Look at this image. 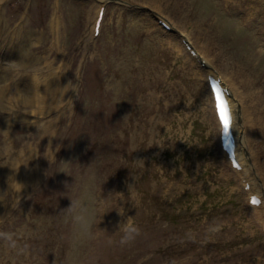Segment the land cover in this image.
Returning <instances> with one entry per match:
<instances>
[{
  "label": "rangeland",
  "instance_id": "1",
  "mask_svg": "<svg viewBox=\"0 0 264 264\" xmlns=\"http://www.w3.org/2000/svg\"><path fill=\"white\" fill-rule=\"evenodd\" d=\"M98 6L96 0H0V75L11 81L15 74L26 95H34L33 106L18 113H10L8 98L18 101L19 94L0 96V196L6 198L0 234L22 233L17 243L25 249L11 250L0 238V264H264V224L219 150L204 73L178 37L191 39L211 70L250 102L253 115L264 114L252 102L264 98V0H111L95 40ZM154 14L171 21L177 34ZM24 44L34 46L29 58ZM61 76L75 85L73 95L36 113L44 83H60ZM33 83L38 88L30 93ZM243 120L236 118L246 137L240 157L264 194V131H245ZM31 136L41 158L38 177L30 176L33 160L13 158ZM89 181L110 202L109 212L73 247L71 209ZM117 204L139 229L123 245L118 229L125 217L111 210Z\"/></svg>",
  "mask_w": 264,
  "mask_h": 264
},
{
  "label": "bare ground",
  "instance_id": "2",
  "mask_svg": "<svg viewBox=\"0 0 264 264\" xmlns=\"http://www.w3.org/2000/svg\"><path fill=\"white\" fill-rule=\"evenodd\" d=\"M98 10H99V8H98ZM98 10H97V13H98ZM97 13H96V16H97ZM94 22H93V25L91 28V32H92L93 27H94ZM16 33H18V32H16ZM29 34L31 35L32 33H29ZM18 36L23 37L22 35H20V33H18ZM33 39L34 38L32 37V43L37 44L36 42L35 43L33 42ZM22 49L25 50L24 56H26L27 58L30 57L31 53H35V52H33L34 46L28 47L26 44H24L22 46ZM34 58L35 57L32 56V59H34ZM43 63H45V62H43ZM44 66H49V64H45ZM61 71L62 70H59V72L57 74L61 75ZM15 73H16V75L19 74L18 72H15ZM25 74L28 75L25 71H23L21 73V75H25ZM11 77L13 79L11 81H8V78L4 74L0 75V96L3 97V95H5L6 91H8V90H13L15 93L19 94V97H17L18 101L9 100L8 95L5 96V98H8V103H9L8 109H9L10 113H12V112L18 113L19 112L18 108L22 109L23 106H25V107H32L33 106L34 95H31L32 97L31 96L28 97L26 95V91H25L24 87L21 85L20 86L17 85V82L14 79L15 74H12ZM62 77L63 76H61V78ZM27 80L29 81V78H24L20 82L24 83ZM52 83H55V84L52 85ZM52 83L49 80H47L44 83L46 93L43 95V101L36 105L37 107L34 110L36 113H43L46 110L48 112H50V110L53 107V104L57 101L61 102L64 95L68 94L70 97H71V95H73V90H74L73 88L75 87V85H72L71 82L68 81V76L67 77L64 76L60 83H59V81H54ZM61 86L63 88H61ZM37 88H38L37 84L35 85V83H33V84H30L28 90L30 93H33L34 90ZM50 88H56V89H61V90L55 91V90H50ZM231 89L233 90V93H234V99L232 98V101H233L234 107L236 108L235 109L236 118H239V120H241V119L243 120V118H244L243 121L245 123V125H244L245 131L248 130V127H249V129H251L255 126L260 131L263 132L264 131V114H258L259 113L258 112V113L253 115V111L249 105L250 102L245 101V97L241 96V94H239L237 92V90H235V88H231ZM15 93H13V94L15 95ZM236 95L239 96L240 99L244 100V106L239 101L235 100V99H237ZM253 97H254V95H251L252 99H253ZM38 98H40L39 95H38ZM257 98L255 101L254 100L252 101L253 104L257 105L260 103V105L264 108V98L261 96H257ZM1 107H5V103H4L3 98L0 99V108ZM244 114H245V116H244ZM56 118H57V116L53 119H56ZM235 120H234L235 130H236V133L239 135V131H237V126H236ZM40 121H41V119H39V121H38L39 127H41L42 130H46L47 129L46 124H48V123H40ZM248 124H250V125H248ZM46 133L47 132H45L41 137H43ZM41 137L39 138V140L41 139ZM245 139H246L245 134H243L242 136L240 135V144H241V140H242V142H245ZM39 140H38V142H39ZM36 146L37 145H36L35 139L31 136V140H29L28 144H26L25 146L20 148L18 151H14L15 157H13L15 159H17V158L24 159V161H27V159H29L30 162L33 160L32 162H34L37 165V167L34 171L30 170V176L31 177H38L41 174V171H40L39 166H38V163H40L41 158L40 157L37 158L38 149ZM239 147H240V145H239ZM250 148L253 150V148L251 146H250ZM238 151H239V148H238ZM252 152L254 153V155H256V151L253 150ZM242 161H244V160L242 159ZM253 189H254V187H253ZM13 191H14V189H13ZM8 193H11V196H12L11 188H9ZM13 194L17 195L18 192L13 193ZM15 197H17V196H15ZM3 199H6V198L4 196H0V201H2ZM254 207H259V209L254 208L253 211L258 213L257 217L258 218L260 217V219L262 220V223L264 224V202H262V204H260L259 206H254Z\"/></svg>",
  "mask_w": 264,
  "mask_h": 264
},
{
  "label": "clouds",
  "instance_id": "3",
  "mask_svg": "<svg viewBox=\"0 0 264 264\" xmlns=\"http://www.w3.org/2000/svg\"><path fill=\"white\" fill-rule=\"evenodd\" d=\"M7 152L12 151V145L9 143L6 148ZM22 155V154H21ZM16 182V181H15ZM17 190H21L23 185L16 182ZM122 200V199H121ZM109 201L101 199L96 192L95 182L89 181L86 183L82 191L79 194V198L73 204L71 209L72 221L75 225V235L73 238V247H79L82 239L90 236L92 229L94 228L97 218L104 213L109 211H104V208ZM133 205L135 206L134 202ZM124 206L117 204L116 207H113L111 210H116L121 216L125 217L124 221L121 223L118 231H122L123 235L120 239V243L127 244L135 239L139 234L138 226L127 219ZM212 232L219 231L218 227L211 229ZM22 233L18 232H5L0 234V238L5 241L6 246L11 250H18V239ZM25 249H19V252H23Z\"/></svg>",
  "mask_w": 264,
  "mask_h": 264
},
{
  "label": "snow or ice",
  "instance_id": "4",
  "mask_svg": "<svg viewBox=\"0 0 264 264\" xmlns=\"http://www.w3.org/2000/svg\"><path fill=\"white\" fill-rule=\"evenodd\" d=\"M218 107L220 109V117L223 122L225 132H227L230 126V115L227 101L224 100L223 96L218 97Z\"/></svg>",
  "mask_w": 264,
  "mask_h": 264
}]
</instances>
